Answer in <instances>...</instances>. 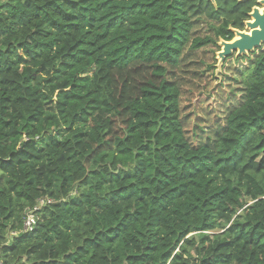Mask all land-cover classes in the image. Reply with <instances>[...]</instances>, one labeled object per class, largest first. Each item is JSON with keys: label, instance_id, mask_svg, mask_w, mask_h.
Segmentation results:
<instances>
[{"label": "trees", "instance_id": "1", "mask_svg": "<svg viewBox=\"0 0 264 264\" xmlns=\"http://www.w3.org/2000/svg\"><path fill=\"white\" fill-rule=\"evenodd\" d=\"M251 5L0 0L1 264H264V45L192 131L177 78Z\"/></svg>", "mask_w": 264, "mask_h": 264}, {"label": "rangeland", "instance_id": "2", "mask_svg": "<svg viewBox=\"0 0 264 264\" xmlns=\"http://www.w3.org/2000/svg\"><path fill=\"white\" fill-rule=\"evenodd\" d=\"M262 8V7H261ZM248 30V29H244ZM208 32L207 26L203 25L200 28L199 35ZM216 46L209 44L206 48H200L197 53L187 59L182 67V71L177 73V78L183 90V104L185 113L189 119L188 128L190 131L194 125L198 124L197 120L202 116L206 117L208 111H213L217 115L225 114V106L229 103L224 93V87L229 83V78L232 76L234 65L241 64L235 62V55L227 58L231 61V69L217 68ZM216 51V52H215ZM211 66L214 68H211ZM225 79L224 87L220 82ZM236 82L231 80L230 87H235ZM209 122L207 121L206 124ZM195 238L198 239L196 235ZM190 258L197 257L194 246L187 249Z\"/></svg>", "mask_w": 264, "mask_h": 264}, {"label": "water", "instance_id": "3", "mask_svg": "<svg viewBox=\"0 0 264 264\" xmlns=\"http://www.w3.org/2000/svg\"><path fill=\"white\" fill-rule=\"evenodd\" d=\"M214 3L215 0H210ZM263 5L253 7L249 13L250 20L245 21L246 30H238L231 28L234 37L231 40L219 39L217 46L219 50L216 52L218 70L223 66L227 58L235 55V57L248 56L264 45V0H259Z\"/></svg>", "mask_w": 264, "mask_h": 264}, {"label": "built area", "instance_id": "4", "mask_svg": "<svg viewBox=\"0 0 264 264\" xmlns=\"http://www.w3.org/2000/svg\"><path fill=\"white\" fill-rule=\"evenodd\" d=\"M46 202H51L50 199H46V198H41L36 206L32 209H28L26 212H25V215H24V219H23V223H22V231L23 232H30L33 230L34 228V225L36 223V220H37V217H36V214H35V211L41 209V207L46 203ZM15 234V233H14ZM1 264V262H0Z\"/></svg>", "mask_w": 264, "mask_h": 264}, {"label": "flooded vegetation", "instance_id": "5", "mask_svg": "<svg viewBox=\"0 0 264 264\" xmlns=\"http://www.w3.org/2000/svg\"><path fill=\"white\" fill-rule=\"evenodd\" d=\"M239 1H246V0H239ZM248 1H252V5L250 6V12H252L253 7H259L260 9H261V7H263V5L261 3H259V0H248ZM250 12L247 13L248 16H249ZM248 20H250V17ZM244 23H245V21H244ZM244 29H245V24H244Z\"/></svg>", "mask_w": 264, "mask_h": 264}]
</instances>
